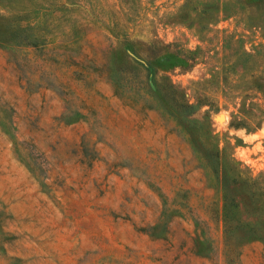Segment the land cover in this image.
Instances as JSON below:
<instances>
[{
  "label": "rangeland",
  "instance_id": "rangeland-1",
  "mask_svg": "<svg viewBox=\"0 0 264 264\" xmlns=\"http://www.w3.org/2000/svg\"><path fill=\"white\" fill-rule=\"evenodd\" d=\"M213 2L0 0V264H264L260 191L226 213L164 99H207L194 117L260 184L264 124L230 125L260 0L208 24Z\"/></svg>",
  "mask_w": 264,
  "mask_h": 264
},
{
  "label": "trees",
  "instance_id": "trees-1",
  "mask_svg": "<svg viewBox=\"0 0 264 264\" xmlns=\"http://www.w3.org/2000/svg\"><path fill=\"white\" fill-rule=\"evenodd\" d=\"M213 9L208 11H202V19L205 23H212L217 21L220 17H225L232 14L231 5L233 3L243 6V10L249 6L255 8V0H213ZM258 1V0H257ZM64 7L66 4L60 3ZM40 15L46 16L53 12L49 7L37 8ZM239 12V11H237ZM260 19L254 17V15H249L250 23L253 27L260 28V34L264 37V0H260ZM21 20H24L23 22ZM259 20V21H256ZM37 18L25 19L17 18L11 25V33H27L28 30H33ZM25 37V36H24ZM23 37V38H24ZM36 35H30L23 39L20 45L28 46L34 45L38 40ZM260 65L254 69L251 65L247 63L251 62L254 58V54L243 50L242 56L244 57V63L241 65V69L244 72L243 86L240 89L241 101L239 102V107L236 112L231 114L232 120L230 125L233 127H242L245 129L256 128L264 124V42L260 43ZM199 49V47H198ZM196 50H189V54L194 55ZM257 52V48H256ZM259 52V51H258ZM193 60V57L190 58ZM246 62V63H245ZM235 62H233V65ZM230 69L233 70L232 65ZM223 70L214 71V77L220 75ZM230 71V70H229ZM225 72V71H224ZM223 72V73H224ZM229 75H231L229 73ZM155 76V75H154ZM227 79V76H221V81ZM241 80L234 79V84H237ZM170 92L169 96L164 95L166 100V106L168 105L170 117L172 119H177V128L179 129L180 135L189 144L192 150V154L197 160V166L204 170L205 174L210 176L213 180V185L216 190L221 195L222 208L226 209V213L231 212L233 209L247 208V203L245 201H240L236 199V193L238 191H247L249 194L254 191H260V202L257 205H252L253 201L248 199L249 206L255 210V208L260 209V239H264V173L260 172V184L258 183V176L252 175L249 168L244 167L235 157L230 155L223 156L222 150L219 147V140L216 135L210 129L208 124L199 121L194 117L196 111L206 103L207 99L203 100V97L192 102L186 95V92L181 89L178 91L174 83L169 85ZM160 91V90H159ZM179 94V95H176ZM258 94V96H253ZM252 96L253 99L249 98ZM249 107L256 108L257 113H252ZM175 126V127H176ZM248 214L249 213L248 211ZM225 221V219H224ZM227 230L224 229V232Z\"/></svg>",
  "mask_w": 264,
  "mask_h": 264
}]
</instances>
